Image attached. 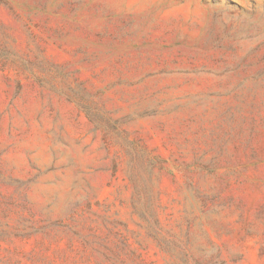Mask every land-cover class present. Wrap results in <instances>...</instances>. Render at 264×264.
Listing matches in <instances>:
<instances>
[{
  "label": "rangeland",
  "instance_id": "374dc122",
  "mask_svg": "<svg viewBox=\"0 0 264 264\" xmlns=\"http://www.w3.org/2000/svg\"><path fill=\"white\" fill-rule=\"evenodd\" d=\"M0 264H264V0H0Z\"/></svg>",
  "mask_w": 264,
  "mask_h": 264
}]
</instances>
